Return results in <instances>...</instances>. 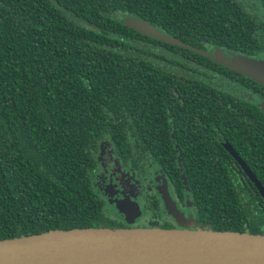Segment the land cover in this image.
<instances>
[{
  "label": "trees",
  "instance_id": "16d2710c",
  "mask_svg": "<svg viewBox=\"0 0 264 264\" xmlns=\"http://www.w3.org/2000/svg\"><path fill=\"white\" fill-rule=\"evenodd\" d=\"M126 16L199 50L264 58V0H0V239L123 227L107 166L133 177L147 159L173 173L196 227L264 234V200L219 141L264 187V115L203 96L215 88L199 80L230 76L236 90L251 78ZM172 134L186 139L179 167ZM159 203L147 217L161 221Z\"/></svg>",
  "mask_w": 264,
  "mask_h": 264
},
{
  "label": "water",
  "instance_id": "95a60500",
  "mask_svg": "<svg viewBox=\"0 0 264 264\" xmlns=\"http://www.w3.org/2000/svg\"><path fill=\"white\" fill-rule=\"evenodd\" d=\"M126 24L142 34L190 47L162 33L146 20L126 16ZM264 85V58L233 51L190 47ZM264 111V102L261 103ZM224 148L239 163L264 200V187L232 146ZM164 206L178 225H193L179 210L165 186ZM116 209L128 223L140 215L136 202L116 199ZM0 264H264V234L186 227H83L50 229L43 233L0 239Z\"/></svg>",
  "mask_w": 264,
  "mask_h": 264
},
{
  "label": "flooded vegetation",
  "instance_id": "af4514ba",
  "mask_svg": "<svg viewBox=\"0 0 264 264\" xmlns=\"http://www.w3.org/2000/svg\"><path fill=\"white\" fill-rule=\"evenodd\" d=\"M215 48H220V47H214V48L208 47V50L214 51ZM221 49L224 51H227L223 48H221ZM259 58H263V57H259ZM209 73L211 74V72H209ZM210 74L200 76L199 80L206 82L209 85V87H211V88L213 87L215 89H214L213 93L210 91H204L203 96H205V97L208 96L212 100H215L219 103H223V102H225V97H226L225 95L227 93L230 96H234L235 100L236 99H242L245 102H250L251 104H254L256 107H258L259 111L264 115V111L261 108V103L264 102V85L263 84H261L257 81H254L253 79H251L252 81L250 83L246 82V84L245 83L244 84H238L235 82L237 85V87H235V88H237V89L234 90L232 88V83L230 81V79H232V78L230 76H228L229 79H222L221 81L215 82L214 81L215 78H210ZM192 75L193 76H191V74H189L188 77L189 78L197 77L198 73H195ZM212 76H214V75H212ZM217 76H219V75H217ZM235 76L237 79L240 78L237 75H235ZM189 84L191 86H194V84H191V83H189ZM249 86H251L252 89L248 88ZM181 99H183V98H181ZM207 130L210 131L212 129H207ZM187 131L188 130H185V132H187ZM182 132L184 133V130H182ZM204 132L206 133V131H204ZM213 136H215V135L213 134ZM176 138H178V137H176V136H174V134H172V137L169 140V143H170V146L172 148V151L174 152L175 161H176V164L178 166L179 156L182 157L181 148L184 145H186V143H183V142H186V139L182 138L179 141H177V140H175ZM197 141H198V139H196V138H195V140L191 139V142L196 143ZM219 141H220L222 146H223V142L230 144L227 140L219 139ZM223 148H224V146H223ZM177 156H178V162H177ZM148 160L149 159L146 160L147 165H152L153 166L152 170L149 171L144 165V167L140 168L137 172L135 171V175H133V177H129L126 174L125 175L120 174L118 171L115 170L116 168H112L111 164L109 166H107L106 176L113 183V186L108 188L109 193H107V194H109L110 200H112L114 202L116 199H121V200L129 199L133 202H136L140 211H141L140 215L135 217L133 219L132 223H128L126 218H125V215L122 213H119L117 211L116 206H115V202H114L112 206H113V209H115V211L117 212L118 220H119L121 226L123 225V227H132L131 225L134 224L135 221L138 220L139 217L141 220H146V221L147 220H151V221L152 220H158L157 217H154L153 215L150 218L147 217V213L145 210L146 207L149 206V204L151 206L152 201H156V199H157L160 202L159 203L160 211L162 208L164 210L162 212V214L160 213V216L158 217L161 219V221H159V222L163 224L164 221L162 219H164V220H168V222L172 223L174 225V227H181L180 225L178 226V223L175 221V219L165 210L161 192L157 189L158 185L160 186V188L165 186L167 192L172 197V199L175 201L177 207L179 208V210L181 212H183L184 215L193 217V212H191L187 206H185L184 204L181 203V200L179 199V196H178L177 188L175 187V185L173 183L174 180L171 177L173 175V173H171L168 169L166 170L165 167L163 166V163H159V161L157 162V160L154 161V159H151L149 161ZM233 161L235 162V165L237 164L236 167L241 169V173L245 176V178H247L254 185V183L249 179V177L246 175L244 170L241 168L239 163L234 158H233ZM243 162L250 169L249 165L244 160H243ZM250 171L253 173V171L251 169H250ZM112 172H114V174H112ZM139 181L141 184L145 183L149 190H147L145 192H139L138 193V191H136V189H137V186L139 185ZM107 182H108V180H107ZM254 187H255V185H254ZM103 189L104 190L101 191L102 194L106 190V186H104ZM186 194L187 193H184V195H186ZM161 206H162V208H161ZM152 226H154V225H152Z\"/></svg>",
  "mask_w": 264,
  "mask_h": 264
},
{
  "label": "rangeland",
  "instance_id": "374dc122",
  "mask_svg": "<svg viewBox=\"0 0 264 264\" xmlns=\"http://www.w3.org/2000/svg\"><path fill=\"white\" fill-rule=\"evenodd\" d=\"M145 167L150 171V170H152V167L153 166L152 165H145ZM157 189L160 191V186L159 185H158ZM147 190H149L148 187H147V185L145 183L144 184H141L140 181H139V185L137 186L136 191H138V193H139V192H145ZM139 219H140V217L131 226L132 227H143V226L144 227H150V226L153 227L152 225H154V226H162V225H164V224H161L158 220H152V221L151 220H147L146 221V220H141V219L139 220ZM181 227L196 228V225L195 224H193V225H186V226L183 225Z\"/></svg>",
  "mask_w": 264,
  "mask_h": 264
}]
</instances>
